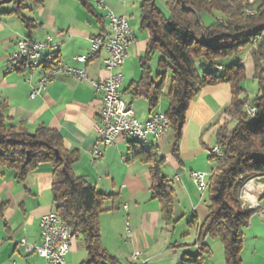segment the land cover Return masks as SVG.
<instances>
[{"label":"crops","instance_id":"0c3cea01","mask_svg":"<svg viewBox=\"0 0 264 264\" xmlns=\"http://www.w3.org/2000/svg\"><path fill=\"white\" fill-rule=\"evenodd\" d=\"M141 2L142 0H102L101 11L91 0L94 9L103 17L104 26L101 29L97 20L81 8L76 0H42L40 5L27 1L23 15L37 24L30 39L40 42L51 36L52 43L58 49H47L43 51L44 55L51 56L57 64L80 69L87 74L83 80L58 74L44 91L33 98L30 93L38 87L42 70L33 71L30 78L26 69L5 72L6 59L15 50L17 41L27 35L15 15L1 14L0 102L7 104L6 114L14 125L22 124L30 133L39 126L57 131L63 139L64 147L79 153V160L73 165L74 174L84 177L98 192L112 196L105 202L106 211L101 214L99 221L102 245L110 255L118 259L119 264H134L131 255L135 251L142 253L141 260L145 264H182L184 256L195 255L197 251L194 245L197 230L190 229L187 224L193 217L200 224L207 215L206 193L200 195L195 190L189 173H210L213 170V162L206 150L216 145L215 133L223 120L221 113L231 99L229 86L217 84L204 87L195 96L187 111L178 147V161L171 155V131L158 144L150 143L145 147H156L165 161L161 173L173 188V211L174 219L177 220L170 227L160 218L159 203L150 197L148 166L137 160H129L128 143L131 140L119 137L114 145L100 147L101 156L94 163L91 162L89 153L98 138L101 111V95L95 92L92 82L102 81L107 77L108 72L103 65L106 54L100 52L86 63L74 60L75 56H86L89 53L92 36L109 33L110 27L105 16L107 11L126 15L130 24L132 16L139 17ZM4 5L0 6V12L13 10V7L9 9ZM137 26L139 29V22ZM139 31V34L134 33L136 42L128 49L121 68L124 76L121 92L140 76L136 63L138 65V58L144 54L148 33ZM248 56L241 63L249 67V70L251 68L252 75L251 54ZM123 99L132 106L140 122L147 121L155 112L164 113L166 109H160V101L150 111L144 99L133 100L129 96H123ZM140 100L144 104L136 108ZM50 168L49 165L41 166L23 183H18L10 171H5L0 179V207L3 206L0 215V264H10L11 261L17 264H42V260L35 255L24 252L20 240L25 239L31 245L38 244L40 219L55 212L50 191ZM251 188L259 193V203L264 205V191L260 183L253 181ZM125 222L130 227L129 235L124 231ZM242 233L244 247L239 254L241 264H264V208L251 217L248 227L242 229ZM190 235L193 236L192 244L186 241ZM79 240L77 238L71 244L65 264H80L85 260L86 255L75 261ZM205 243L211 250V255L203 264H224L223 255L219 253L216 256L214 252V248L218 252V249H222L221 246L209 242V239ZM258 245L262 246V250ZM246 247L249 253L244 254Z\"/></svg>","mask_w":264,"mask_h":264},{"label":"trees","instance_id":"16d2710c","mask_svg":"<svg viewBox=\"0 0 264 264\" xmlns=\"http://www.w3.org/2000/svg\"><path fill=\"white\" fill-rule=\"evenodd\" d=\"M40 5L42 0H0L12 4L11 12L22 23L28 39L37 24L23 15L26 2ZM81 8L104 26L91 0H76ZM168 11V18L156 6L157 0H142L139 6V29L148 33L144 54L138 58L140 76L131 82L122 97L144 99L150 111L165 95L164 111L173 133L171 155L178 161V147L186 123L187 111L202 88L228 85L231 99L221 116L235 122L218 126L215 143L222 156L213 162L207 193V215L199 224L193 217L187 226L196 228L195 255H186L182 264H203L211 255L206 239H218L223 248L224 264H241L243 249L242 229L248 227L258 208H241L240 190L256 175L264 185V0H160ZM252 10L253 14L247 11ZM212 18L205 25L203 17ZM256 40V41H255ZM251 48L252 78L258 85V95L249 101L243 89L247 71L240 62L223 68L218 75L213 71L199 73L195 60H204L213 67L217 60L239 56ZM160 57L153 71L151 57ZM54 59L46 69L56 65ZM218 67V66H217ZM215 66V69H217ZM252 105L254 116L249 118L245 106ZM8 106L0 102V179L5 171L13 172L18 183L43 165L52 169L51 196L55 213L73 231L79 233L85 251L80 264H119L101 240L99 218L106 210L104 204L112 198L98 192L84 177L74 174L73 165L79 160L76 150H67L61 135L39 126L33 133L22 124L14 125L7 116ZM129 160L148 166L151 179L150 197L159 203L161 220L173 226L174 191L167 177L161 173L165 165L156 147L145 148L136 141L128 143ZM3 206L0 207V215ZM174 247V246H173Z\"/></svg>","mask_w":264,"mask_h":264},{"label":"built area","instance_id":"2783aa9c","mask_svg":"<svg viewBox=\"0 0 264 264\" xmlns=\"http://www.w3.org/2000/svg\"><path fill=\"white\" fill-rule=\"evenodd\" d=\"M99 10H103L102 0H93ZM253 14L252 10L247 11ZM110 31L99 33L90 38L89 53L86 56H75L74 60L78 63H86L100 52H104L106 57L103 65L108 72L107 77L102 81L92 82L95 92L101 95L100 128L98 129V138L90 151L91 162L101 156L100 147H109L115 144L119 137H126L138 142L140 145L148 146L150 143L158 144L171 130L170 124L163 112H155L145 122H140L135 115L134 109L121 95V88L124 82V76L121 68L125 63L127 51L134 46L136 42L135 32H133L129 18L126 15H116L111 11L106 12ZM256 41V40H255ZM41 42V69H42V91L54 80L58 74H65L77 80H83L87 77L85 71L72 68L63 64H56L46 69V65L51 62L52 57L44 55L43 51L47 49H58L57 45L52 43V37L47 36ZM32 40L22 38L17 41L15 50L8 56L4 67L6 73H12L19 69H26L29 72V78L32 75ZM222 70V67H217ZM34 97V89L30 93ZM249 118L254 116L252 105L245 106ZM210 159L216 162L222 156L219 146L214 145L207 150ZM212 172L191 171L189 178L200 194L204 195L208 190L209 178ZM253 180L246 182L240 190L241 208L255 209L264 208L259 203V193L251 188ZM48 228V255L49 264H65V258L70 251V246L79 236L77 231H73L66 225L55 213L47 214ZM124 231L126 235L130 234L128 222H125ZM27 255H35L40 259V243L27 244L25 239L20 240ZM142 253L135 251L131 255L134 264H145L141 258ZM10 264H17L11 261Z\"/></svg>","mask_w":264,"mask_h":264},{"label":"rangeland","instance_id":"374dc122","mask_svg":"<svg viewBox=\"0 0 264 264\" xmlns=\"http://www.w3.org/2000/svg\"><path fill=\"white\" fill-rule=\"evenodd\" d=\"M11 6V7H10ZM156 6L158 7V9L162 12V14L166 17V18H168V11L165 9V7H164V5H162V2L160 1V0H157V3H156ZM4 7H7V8H12L13 7V5L12 4H5L4 5ZM213 20H212V18H210V17H207V16H204L203 17V22H204V24L205 25H209L211 22H212ZM138 22H139V17L138 16H132L131 18H130V25H131V28L133 29V31L134 32H136V34H139V29H138V26H137V24H138ZM251 48H248V49H246L243 53H241L239 56H236V57H233V58H228V59H223V60H217L216 62H215V64H214V66L213 67H210L209 65H208V63L206 62V61H204V60H195L194 61V64H195V67H196V69H197V71L201 74V73H203V71L204 72H210V71H213L214 73H216V74H218V75H220L221 74V71L220 70H217V69H215V66L217 67V66H222L223 68H230V66L232 65V64H236V63H238V62H242L243 61V59H246V58H248L249 56L248 55H250L251 54ZM142 55V54H141ZM159 57H160V53H159V51H155L154 52V54H153V56L151 57V61H150V63H149V66L151 67V69L154 71L155 69H156V64H157V61H158V59H159ZM136 66H137V68H138V65H137V63H136ZM246 68V71H247V77H246V80L243 82V89L245 90V95H247L248 96V99H249V101H252L257 95H258V85H257V82H256V80H254L253 78H252V75H251V68H250V70H249V67L247 68V67H245ZM166 93H167V91H166V89H165V92H164V96L160 99V109H162V110H164L165 108H166V106H167V103H168V99L166 98ZM141 104H144V101L143 100H140L139 101V103L136 105V108H140L141 107ZM226 122H229V124H230V126H233L234 125V123L235 122H231V121H229V118H227V117H223V120H222V122H220V124L219 125H221V124H224V123H226ZM170 136H171V134H170ZM127 139H129V138H127ZM129 140H131V139H129ZM131 141H133V140H131ZM142 146H144V145H142ZM149 146V145H148ZM144 147H147V146H144ZM253 180V181H256V182H258V183H260V185H261V187L263 188V191H264V185L262 184V182L260 181V176L259 175H256L255 177H252V178H250L249 180ZM248 180V181H249ZM248 183V182H247ZM205 198H206V201H207V193H206V195H205ZM262 205V204H261ZM262 206H264V205H262ZM259 209V211H260V209L261 208H258ZM179 229H180V227L178 226L177 227V230L179 231ZM191 234V233H190ZM176 235H178V234H176ZM191 237L190 238H188V239H186V241H188V243H190V244H192L193 243V236L192 235H190ZM191 241V242H190ZM247 241L249 242V240L247 239ZM209 242H214V243H216V244H218V247L219 246H221V248H222V244H221V242L218 240V239H210L209 240ZM77 245H78V251H77V254H75V255H77V257H76V259H75V261H79V260H81L82 258H84L85 257V252H84V248H83V244L81 243V241L79 240L78 242H77ZM244 245V244H243ZM247 246V245H246ZM259 246V249H261L262 250V246L261 245H258ZM244 247V246H243ZM214 252H215V255L217 256V255H219V253L220 254H222L223 255V248L221 249V250H219L218 249V252H217V249H215L214 248ZM263 252V254H264V250L262 251ZM244 254H247V253H249V250H248V248L246 247V250L244 249V252H243ZM222 258H224V255L222 256ZM69 260V257L67 258V261ZM224 260V259H223Z\"/></svg>","mask_w":264,"mask_h":264},{"label":"bare ground","instance_id":"6f19581e","mask_svg":"<svg viewBox=\"0 0 264 264\" xmlns=\"http://www.w3.org/2000/svg\"><path fill=\"white\" fill-rule=\"evenodd\" d=\"M32 57H33V65H32V72H33L37 69H41V42L32 41ZM41 92H42V76L39 80L38 87L34 89V97ZM39 229H40V239H39L40 260H42V264H49L47 215L43 216L40 219Z\"/></svg>","mask_w":264,"mask_h":264}]
</instances>
